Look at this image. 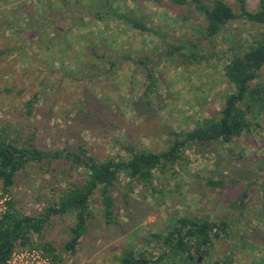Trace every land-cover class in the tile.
<instances>
[{
	"label": "rangeland",
	"instance_id": "1",
	"mask_svg": "<svg viewBox=\"0 0 264 264\" xmlns=\"http://www.w3.org/2000/svg\"><path fill=\"white\" fill-rule=\"evenodd\" d=\"M223 1L240 13L238 0ZM246 1L258 9L260 0ZM137 16L159 34L133 28L126 17ZM204 22L193 6L169 0H0V132L18 142L34 139L43 151L102 162L128 159L132 149L167 151L175 136L221 118L233 91L226 64L264 39V24L238 19L208 38ZM252 87L264 90V68ZM254 113L250 131L231 143H187L176 165L155 171L154 189L130 185L121 174L111 190L110 224L96 191L75 253L65 249L75 215L51 214L41 234L30 235L34 261L54 260L45 244L64 264H122L131 249L157 260L166 247L154 236L166 237L188 217L231 225L201 264H264V114ZM87 179L66 155L31 161L9 192L0 182V201L39 217L63 189Z\"/></svg>",
	"mask_w": 264,
	"mask_h": 264
},
{
	"label": "trees",
	"instance_id": "2",
	"mask_svg": "<svg viewBox=\"0 0 264 264\" xmlns=\"http://www.w3.org/2000/svg\"><path fill=\"white\" fill-rule=\"evenodd\" d=\"M159 4L163 0H153ZM240 13L223 0H169L175 6H193L195 11L204 16L203 35L214 38L232 21L243 19L252 23L264 24V0H260L256 11L248 8L246 0H238ZM103 6L107 7L105 4ZM108 8V7H107ZM115 13V11L113 12ZM134 13V12H133ZM109 17V15H106ZM138 17V16H137ZM126 17L133 28L144 33L153 32L143 17ZM196 47V45H193ZM184 46L175 47L181 51ZM192 57L197 55L193 52ZM264 68V39L256 41L247 51L235 54L225 66L224 75L233 88L226 96L221 118L205 119L197 127L187 133L175 136L170 148L160 154L132 149L128 159H110L98 161L86 154H65L74 164L83 166L88 172V179L82 184H71L61 191L59 199L47 213L39 217L23 215L16 210L14 202L9 203V211L0 221V264H6L17 249L34 248L31 243V233L41 234L48 222V217L54 215H75V225L71 229V239L66 244V252L75 253L80 240L87 232L88 222L92 217L90 203L96 191L101 190L105 206V217L110 224L113 222L114 200L112 188L121 174H124L130 185L138 184L153 188L155 171H162L167 165H176L181 159V152L187 143H231L253 125V115L264 114V90L252 84L259 78ZM64 152H49L38 149L34 139L25 142L11 139L5 132H0V182L7 193L14 185L16 174L29 162L41 163L45 160L60 159ZM264 169V167H263ZM224 181L209 180L212 187H220ZM231 225L228 221H212L198 218H179L166 237L155 235V242L163 244L166 250L157 260L148 258L144 253L134 249L126 251L121 257L122 264H162L171 260L172 264H201L200 257L221 239L229 235ZM43 252L54 257L58 262L62 258L55 254L51 244L42 246ZM179 259V261H176Z\"/></svg>",
	"mask_w": 264,
	"mask_h": 264
},
{
	"label": "built area",
	"instance_id": "3",
	"mask_svg": "<svg viewBox=\"0 0 264 264\" xmlns=\"http://www.w3.org/2000/svg\"><path fill=\"white\" fill-rule=\"evenodd\" d=\"M9 211V204L7 205V201L4 202L0 201V221L4 214ZM37 254L35 249H27L26 251L22 252H15L13 256L7 261L6 264H37L34 261L33 257ZM52 260V261H51ZM49 260L47 257L43 259L44 264H64L63 262H58L55 259Z\"/></svg>",
	"mask_w": 264,
	"mask_h": 264
},
{
	"label": "water",
	"instance_id": "4",
	"mask_svg": "<svg viewBox=\"0 0 264 264\" xmlns=\"http://www.w3.org/2000/svg\"><path fill=\"white\" fill-rule=\"evenodd\" d=\"M204 254H205V252L202 254V256L200 257V259H199V262L198 263H200L201 261H202V259H203V257H204Z\"/></svg>",
	"mask_w": 264,
	"mask_h": 264
}]
</instances>
